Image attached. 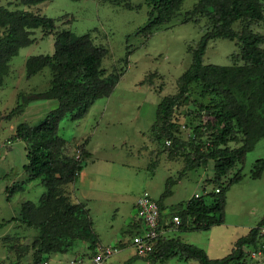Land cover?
Masks as SVG:
<instances>
[{
	"label": "rangeland",
	"instance_id": "rangeland-1",
	"mask_svg": "<svg viewBox=\"0 0 264 264\" xmlns=\"http://www.w3.org/2000/svg\"><path fill=\"white\" fill-rule=\"evenodd\" d=\"M196 1L181 0L174 16L145 37L139 32L148 21L145 0H48L29 6L19 0H0V6L9 10H30L55 20L53 31L34 29L33 43L19 48L9 59L7 72L2 77L0 223L18 216L23 202L37 204L46 192L41 178L29 179L25 167L28 162L26 143L13 135L19 122L36 125L47 110L35 114L32 104L27 103L22 113L5 118L18 103L23 104L26 98L50 88L52 70L44 66L27 79L25 61L31 55L52 54L54 34L63 29L78 35L89 33L95 44L107 49L101 62L103 69L118 73L120 77L112 93L94 100L84 116L71 120L67 115L60 120L58 135L68 141L69 153H74L85 140L90 153L76 180L63 190L70 195L71 202H80L88 209L101 244L115 245L120 241L128 244V248H120L106 264H122L129 259L128 264H199L193 259L186 261L179 253L167 259L136 257L131 246V233L134 224H138L131 218L136 199L146 192L159 201L166 178L179 175L178 167L194 156V146L211 138L214 121L210 115L211 106L218 98L207 94L201 82L190 85L181 105L172 111L173 133L184 145L174 147L170 139V144L163 139L153 141L154 134L150 130L156 120L158 103L166 95L178 92L177 81L190 66L192 50L208 24L206 15L191 17ZM251 28L263 32L264 22ZM7 30L8 27L0 26V38ZM235 52H238L235 39L214 38L208 42L202 61L228 65ZM196 127H199L198 132L194 130ZM228 145L233 147L235 142ZM259 158H264V138L245 155L242 165L234 168L239 167L243 176L225 190V225L200 231L182 229L168 235L204 249L213 259L230 253L236 239L246 235L264 216V170L258 178L250 176ZM233 171L220 181H229ZM213 174L211 160L205 166L187 169L180 182L173 184L172 196L167 198L173 205L170 212H177L178 204L195 193L199 196L212 194L214 186L219 185V182H212ZM39 234L38 230L19 221H9L0 228V264H42L44 261L46 264H70L74 258H86L91 252L86 241L66 240L68 246L57 253L58 259L52 258L53 254L43 256L40 246L33 245ZM213 255L216 256L211 257ZM247 264H264V259H249Z\"/></svg>",
	"mask_w": 264,
	"mask_h": 264
},
{
	"label": "trees",
	"instance_id": "trees-1",
	"mask_svg": "<svg viewBox=\"0 0 264 264\" xmlns=\"http://www.w3.org/2000/svg\"><path fill=\"white\" fill-rule=\"evenodd\" d=\"M19 1L29 6L48 0ZM145 1L148 21L139 32L148 37L174 16L181 0ZM190 15H194V18L195 15H206L208 24L203 27L204 32L192 50L190 66L177 81L178 92L166 95L158 103L156 120L150 130L154 134L153 141L163 139L170 144V139L172 146L178 148L184 143L173 133L172 128L175 126L171 115L173 108L181 105L185 99L189 86L201 82L207 94L218 98L217 103L211 106L210 115L214 118L211 138L204 144L199 142V145L194 146V156L185 159L183 169L179 172L181 176L187 169L205 166L209 160L213 162L212 182H219L218 186H214V189H219L218 192L213 189L212 194L191 197L184 206L177 208L181 217L178 228L200 231L223 223L225 190L243 176L239 167L234 168L238 164L242 165L245 155L259 139L264 138V31L256 32L251 28L264 22V0H197ZM0 26L8 27L0 38L1 85L9 59L17 54L19 48L33 43L34 29L53 31L55 20L30 10H9L0 6ZM54 35L52 54L31 55L25 61L27 79L44 66L52 70L50 88L26 98L25 103H18L5 115V118L10 119L22 113L25 104L37 100H56V108L48 111L38 124L19 122L13 135L26 143L28 162L25 167L29 179L41 178L46 192L37 204L23 202L19 215L0 223V228L9 221H19L38 230L40 234L33 245L40 246L43 256L63 252L64 247L68 246L66 240L88 242L91 255L100 241L93 229L89 211L80 202H71L70 195L63 190L68 183L76 180L84 159L90 156L86 149L87 140L74 153H69L68 141L58 135V126L63 117L68 115L71 120H77L86 114L94 100L108 97L120 74L103 69L101 62L107 49L95 44L89 33L78 35L63 29ZM214 38L237 41L238 52L232 53L230 64L203 63L206 46ZM194 130L198 132L199 127ZM230 142H235V146L230 147ZM263 170L264 158H259L250 176L258 178ZM231 171L233 177L226 183L221 182V179L228 178ZM172 182V178L167 180L160 199L170 194ZM158 203L162 209L160 200ZM261 225H264V216L246 235L238 237L232 251L222 258H210L204 249L166 235L157 241L153 252L145 258L154 256L167 259L179 253L181 258L193 259L199 264H247L249 259L246 250L258 245L257 233ZM135 227L134 224L131 235L135 233ZM121 243L115 245L121 247ZM129 262L130 259L122 264ZM42 264H46V261Z\"/></svg>",
	"mask_w": 264,
	"mask_h": 264
},
{
	"label": "built area",
	"instance_id": "built-area-1",
	"mask_svg": "<svg viewBox=\"0 0 264 264\" xmlns=\"http://www.w3.org/2000/svg\"><path fill=\"white\" fill-rule=\"evenodd\" d=\"M79 155L77 154L76 157ZM218 192V188L214 189ZM197 193L193 197H198ZM164 212L157 200L144 192L135 201V220L138 224L135 233L131 237V246L134 255L145 258L149 256L159 239L164 235L166 229H178L181 217L178 212ZM258 245L255 248H247L248 259H264V225L259 227L257 233ZM120 249L117 245L96 244L94 252L88 257H76L71 264H103L108 258Z\"/></svg>",
	"mask_w": 264,
	"mask_h": 264
},
{
	"label": "crops",
	"instance_id": "crops-1",
	"mask_svg": "<svg viewBox=\"0 0 264 264\" xmlns=\"http://www.w3.org/2000/svg\"><path fill=\"white\" fill-rule=\"evenodd\" d=\"M32 104V106L34 107V110H35V114L36 113H41V111H43V110H47L46 111V113H48V111H50V110H52V109H55L56 108V106H57V103H56V101H54V100H52V99H45V100H37V101H34V102H32L31 103ZM47 108V109H46ZM41 110V111H40ZM46 113H45V115H46ZM170 160H176V159H170ZM183 162V161H182ZM183 169V165H180L179 167H178V169H177V171H178V173L181 171ZM185 173V172H184ZM184 173L181 175V176H179V175H177L175 178H173L172 176H168L167 178H166V180H165V184H166V182H167V180L169 179V178H172L173 179V182H172V185H171V187H170V194H168L166 197H164V198H161L160 199V197H161V195L159 196V200H160V202H161V206H162V210L164 211V212H170V209H171V207H173V205L171 204V203H169L170 201H168V197H171L172 195V186H173V184L175 183V182H180V180H181V178H182V176L184 175ZM164 190H165V186H164V189H163V191L161 192V194L164 192ZM191 197H193V196H190L186 201H188ZM186 201L184 202V203H182V204H178L179 206L178 207H182V206H184V204L186 203ZM134 207H135V203H134ZM168 212V213H169ZM134 215H135V213H132L131 214V218L132 219H135L134 218ZM167 216H168V214H167ZM221 225H225V221H223V223L222 224H220V225H214V226H221ZM214 226H211V228L212 227H214ZM181 229L180 228H178V229H174V228H169V229H166L165 230V232H164V235H166L167 237H173V238H175V239H179V237H176V236H174V235H172V236H169L168 234H171V233H174V232H178V231H180ZM225 232H226V230L225 229H223ZM180 240V239H179ZM181 241V240H180ZM121 242V241H120ZM182 243H186V244H192V243H189V242H184V241H181ZM117 244H118V242H117ZM120 248H128V244L127 243H121V247ZM205 249H206V247H204ZM214 256H216V255H213V256H211V257H214ZM57 258L58 259V256H57V253H55V254H53V256H52V258ZM88 257V256H87ZM109 259V258H108ZM107 259V260H108ZM107 260L103 263V264H106V262H107ZM187 261V260H186ZM71 264V263H70Z\"/></svg>",
	"mask_w": 264,
	"mask_h": 264
}]
</instances>
